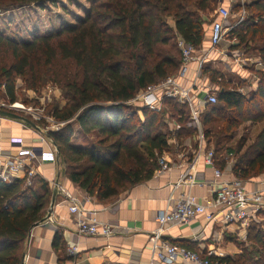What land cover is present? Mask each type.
<instances>
[{
	"label": "trees",
	"instance_id": "trees-1",
	"mask_svg": "<svg viewBox=\"0 0 264 264\" xmlns=\"http://www.w3.org/2000/svg\"><path fill=\"white\" fill-rule=\"evenodd\" d=\"M86 1L90 7L84 18L58 33L37 36L29 42L0 33V87L15 103L16 77L31 78L27 82L36 88L39 81L53 74L51 80L61 84L66 100L64 107L56 105L49 111L57 122L65 123L48 134L59 165L74 184L106 203L151 180L163 153H172L174 146L194 139L196 131L190 126L187 105L165 98L160 111L140 108L130 112L129 103L148 86L179 73V40L201 48L211 23L206 13L214 11L217 0ZM57 2L0 0V10ZM243 7L247 17L229 32L237 41L232 49L260 45L259 59L264 65V0H251L236 6L235 11ZM6 53L12 58L8 63L3 60ZM57 61L71 65L73 73L68 68L52 73ZM206 72L223 90L218 102L208 105L201 116L216 167L224 171L227 158H231L227 154L231 153L235 179L246 181L264 175V71L256 70L258 89L251 97L228 85L221 73ZM246 122L261 124L262 128L252 143L241 139L232 149L229 143ZM173 123L179 129L172 130ZM75 125L84 136H96L97 141L75 144ZM34 179L31 186L25 179L11 183L0 180V264H23L28 237L51 206L53 192L48 182L37 179L34 185ZM228 238L238 245L240 253L211 257L210 262L264 264V230L258 224L249 229L244 243ZM59 241L57 235L55 247Z\"/></svg>",
	"mask_w": 264,
	"mask_h": 264
},
{
	"label": "crops",
	"instance_id": "crops-1",
	"mask_svg": "<svg viewBox=\"0 0 264 264\" xmlns=\"http://www.w3.org/2000/svg\"><path fill=\"white\" fill-rule=\"evenodd\" d=\"M240 1L234 0L231 5L229 0H221V2L217 0V5L218 7L220 4L226 7H230V5L236 7L242 5ZM250 2L251 0L245 2V5ZM240 19L241 17L238 19L235 17L234 21L229 19L232 21V23L229 22V25L238 23ZM210 25L207 26L205 40L199 50L201 52L207 53L210 51ZM236 44L237 41L233 40L230 47ZM221 45L215 51L209 53L200 74L198 73V58L201 54L195 57L189 66L186 77L180 79L182 85L188 87L190 84L197 83L200 87H209L218 95L222 90L211 81L209 74L206 72L209 69L221 73L228 85L236 87L240 93L251 97L258 89L259 80L257 76L253 74L254 72L246 74L235 61L226 64L227 70L221 69V63L225 59H233V51L228 52L226 50L227 53H224ZM257 62L263 68L256 70L264 71V65L260 59H257ZM242 84H245L246 87ZM0 110L11 111L3 108H0ZM170 126L172 130L176 126L179 129V126L175 123L170 124ZM196 136L195 134L193 140H185L184 145H177L178 151L176 153H163L162 157L166 158L173 166L171 172L163 175L156 173L151 180L134 186L118 200L106 203L100 202L96 197L89 195L62 172L58 153L56 162L36 164L34 166V185L37 179L47 181L50 190L53 192L55 202L53 208L50 206L48 210V212L51 210V220L41 223L31 231L25 244V259L22 263L164 264L155 259L150 238L158 227L156 221L158 213L166 209L173 200L178 199L182 193L188 190L186 186L175 189V184L185 173L184 164L193 157V151L197 146ZM17 139L23 140L24 146L28 148L33 147L47 151L49 148L53 149L55 147L48 133L45 134L43 130L40 132L21 121L0 116V161L2 164H6L21 148ZM206 145L208 149V140ZM197 168L200 172V178L205 181V184L195 187L193 192L199 199L203 200L208 197L216 178L212 169L205 165L203 157L198 162ZM224 171L228 179L234 178L232 164L228 165ZM263 183L264 175L246 180L249 189L261 187ZM63 190L83 203L87 216L117 226L118 233L108 238L80 234L77 217L70 212L71 203L62 192ZM166 234V238L174 245L195 251L202 257H206L211 250L218 254L215 257L234 256L240 253L236 244L228 238L232 235L219 224H209L204 217H199L189 224L172 225ZM57 235L60 236V241L59 246L55 247ZM73 246H76L78 251L71 254L70 248ZM176 264L183 263L178 261Z\"/></svg>",
	"mask_w": 264,
	"mask_h": 264
},
{
	"label": "built area",
	"instance_id": "built-area-1",
	"mask_svg": "<svg viewBox=\"0 0 264 264\" xmlns=\"http://www.w3.org/2000/svg\"><path fill=\"white\" fill-rule=\"evenodd\" d=\"M229 2L232 5L234 0H229ZM245 2L247 1H240L242 6L245 5ZM231 5L226 7L220 4L216 11V18L210 25V51L201 52L193 45L179 40L178 47L182 54V65L179 73L148 86L130 101V103L142 102L144 108L159 111L162 109L163 99L176 100L178 103L188 106L190 126L196 130L197 146L193 151V157L184 164L185 173L175 184V189L186 186L188 190L182 193L178 199L173 200L166 209L158 213L156 217L158 227L150 238L155 259L164 264H176L178 261H182L183 264H216L210 262L209 259L218 255L214 250H211L206 257H202L195 251L174 245L166 238V233L172 225L189 224L199 217H204L209 224H219L230 235L243 238L253 225L258 224L257 217L264 212V183L261 184V187L249 189L244 180L228 179L225 171L216 167L213 149L206 147L207 139L201 116L208 105H214L218 102L217 93L207 86L200 87L197 83L184 87L180 81L186 77L190 64L198 54H201L198 58V73L200 74L209 53L215 51L223 43L228 32L245 20L247 12L243 7L240 21L234 25H229L231 7H233ZM17 105V103H11L8 106L0 102V108L11 111L24 110L21 105V107H16ZM30 115L38 121L52 122L53 127L50 129L52 132L58 131L60 127L65 125L63 122L54 121L50 116L47 117L45 114L35 111L34 113L31 112ZM175 129L177 130L178 127L176 126ZM17 142L21 148L15 156L6 164H2L0 161V180L11 183L17 179H25L26 185L31 186L35 176L34 166L39 163L56 162L57 151L55 147L49 148L47 151L33 147L28 148L24 146L25 144L21 139H17ZM202 157L205 165L212 169L216 178L208 197L203 200L199 199L193 192L195 187L205 184V181L201 180L197 168ZM158 165L159 169L156 172L158 175L169 173L173 169V166L164 157L158 159ZM62 192L71 203L70 212L77 217L80 234L108 238L118 233L117 226L87 216L85 207L79 199L67 191L63 190ZM77 251L76 246L70 248L71 254Z\"/></svg>",
	"mask_w": 264,
	"mask_h": 264
},
{
	"label": "rangeland",
	"instance_id": "rangeland-1",
	"mask_svg": "<svg viewBox=\"0 0 264 264\" xmlns=\"http://www.w3.org/2000/svg\"><path fill=\"white\" fill-rule=\"evenodd\" d=\"M246 1L249 2L250 0ZM89 7L90 5L86 0H58L57 5H51L49 3L33 4L17 9L0 10V33L19 42H29L37 36L58 33L64 27L75 25L78 20L84 18L85 14L89 11ZM217 9L218 5H215L214 11L206 13L208 20L211 22H213V20L216 18ZM241 12L242 11L240 10L238 12L235 11V6L231 7L230 19H232V21H234L233 19H235V17L238 19L241 17ZM232 21L229 20L230 23H232ZM229 36L230 34L228 32L221 45V48L224 53H227L226 50H228V52L233 51V59H225L224 62L221 63V69L227 70L226 64L232 61H235L236 64L240 65V69L245 71L246 74L253 72V74H255L256 69L263 68L262 65L257 62V59H259L258 50L260 49V45H253L247 49L241 48L240 50H234L232 47H230V44L233 42V40ZM0 57H2V53L0 54ZM3 57L4 63L12 61L10 53L3 54ZM65 69H67L69 73H73L71 65L69 66V64L65 62L57 61L55 69H52V73H54V71L56 74L61 73ZM56 74H54V77L57 80ZM52 77L53 74L50 78L44 77L43 80L37 83L36 88H31L30 83L27 82L31 78L27 76L16 77L15 79L17 99L15 103L18 104V107L22 106L24 110L19 109L17 111L13 110L12 112L32 120L41 128V130H43L45 134H49L51 131L50 129L53 127V123L45 120V122L38 121L30 114L31 112L34 113L35 111L37 113L45 114L47 117L50 116L54 121H56L53 118V115L49 114L50 109L56 105L60 106L61 108L65 106V92L58 80L55 82L51 80ZM59 78L60 77H58V79ZM242 85L246 87L245 84ZM0 102L5 103L8 106L11 105V102L9 103V100L5 95V89L3 87H0ZM129 104L130 109L128 111L130 112H138L140 108H144V104L142 102H133ZM139 115H142V112H139ZM64 126L60 127V129ZM260 127H262L261 124H254L252 122L244 123L234 134L233 140L229 143V146L232 147V149H235L237 142H239L241 139H246L248 141L247 144L252 143L255 140ZM73 129L74 136L72 137V141L75 144L88 145L97 141L96 136H84L79 131L77 125H75ZM45 140L47 141L46 138ZM177 149L178 147L174 146L172 153H176V151H178ZM227 155H230L229 157H231L227 158L229 162L228 165L232 164L233 167L234 154L230 153ZM257 221L260 229L264 230V212L258 215ZM248 237L249 230L246 232V235L243 238L236 237L238 244L241 242H246ZM236 246L239 249L238 245Z\"/></svg>",
	"mask_w": 264,
	"mask_h": 264
},
{
	"label": "water",
	"instance_id": "water-1",
	"mask_svg": "<svg viewBox=\"0 0 264 264\" xmlns=\"http://www.w3.org/2000/svg\"><path fill=\"white\" fill-rule=\"evenodd\" d=\"M221 93H223V90L221 91ZM0 116L21 121V122L25 123L26 125L32 127L33 129H36V130L41 132L40 127L35 122H33L29 118H27L25 116H22V115H19V114L15 113V112L6 111V110H0ZM54 202H55V199L53 198L52 199V203H51V208H53ZM51 218L52 217H51V210H50L48 212L47 216L45 217V219L42 222L38 223L36 226L40 225L43 222L50 221ZM24 259H25V256L23 257V262H24Z\"/></svg>",
	"mask_w": 264,
	"mask_h": 264
},
{
	"label": "bare ground",
	"instance_id": "bare-ground-1",
	"mask_svg": "<svg viewBox=\"0 0 264 264\" xmlns=\"http://www.w3.org/2000/svg\"><path fill=\"white\" fill-rule=\"evenodd\" d=\"M16 107H18V106H16Z\"/></svg>",
	"mask_w": 264,
	"mask_h": 264
}]
</instances>
